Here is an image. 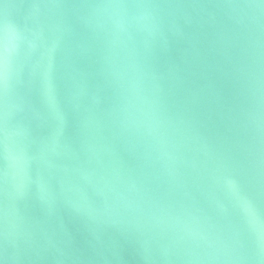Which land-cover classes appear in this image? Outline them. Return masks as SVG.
Wrapping results in <instances>:
<instances>
[{
  "label": "water",
  "instance_id": "1",
  "mask_svg": "<svg viewBox=\"0 0 264 264\" xmlns=\"http://www.w3.org/2000/svg\"><path fill=\"white\" fill-rule=\"evenodd\" d=\"M0 264H264V0H0Z\"/></svg>",
  "mask_w": 264,
  "mask_h": 264
}]
</instances>
